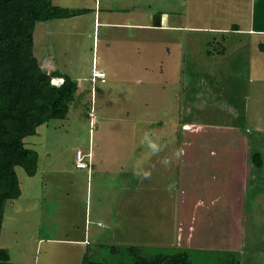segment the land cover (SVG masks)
<instances>
[{
  "label": "rangeland",
  "instance_id": "rangeland-1",
  "mask_svg": "<svg viewBox=\"0 0 264 264\" xmlns=\"http://www.w3.org/2000/svg\"><path fill=\"white\" fill-rule=\"evenodd\" d=\"M54 1L90 12L37 24L35 54L45 72L59 69L77 79L79 89L67 118L50 121L38 136L26 139L27 147L39 154L38 171L29 176L17 168L22 195L4 205L0 250L19 264H46L49 243L37 241L74 237L87 211L88 226L102 230L99 248L62 245L58 252L51 250L55 263L83 264L84 253L95 260L130 263L129 256L113 253L111 247L124 251L129 245L124 243L133 241L154 251H175L182 243L177 215L186 217L177 211L180 203L214 194L221 198L216 209H228L226 217L211 212L203 227L197 214L195 240L217 232L220 240L225 237L221 246L234 244L244 233L242 218L235 215L243 203L233 198L242 178L231 180L229 174V164L237 159L230 152L237 138L211 130L217 134V125L234 127L264 161V51L258 48L264 36L249 35L257 25L256 0H103L111 1L128 22L147 23L151 14L168 15L170 28L161 30L95 29L102 0ZM176 25L183 28H171ZM235 25L244 31H232ZM114 33L129 40L107 41ZM215 48H225L226 57ZM208 51L213 52L210 57ZM95 69L106 73L104 82L92 81ZM52 83L60 86L61 81ZM152 121L164 126H152ZM154 130L160 135L152 138ZM211 148L221 151L211 154ZM78 150L92 153L91 165L98 171L104 165L117 175L99 178L92 166L90 174L77 169ZM254 160L244 192L248 213L255 212L247 226L244 257L252 258L251 264H264V168H256ZM142 170L146 174L138 173ZM214 219L221 226L210 222ZM216 252L198 259L202 264L231 260Z\"/></svg>",
  "mask_w": 264,
  "mask_h": 264
},
{
  "label": "trees",
  "instance_id": "trees-1",
  "mask_svg": "<svg viewBox=\"0 0 264 264\" xmlns=\"http://www.w3.org/2000/svg\"><path fill=\"white\" fill-rule=\"evenodd\" d=\"M89 12L88 9L57 6L53 0H0V230L5 203L22 195L17 168H23L29 176H35L38 171L39 154L27 147L26 139L38 136L39 128L50 121L67 118L78 92L77 79L59 69L47 73L41 67L35 54L36 26ZM241 30L238 25L232 29L235 32ZM259 49L264 51V43ZM215 51L218 55L226 53L225 48H215ZM212 54L208 51V55ZM54 79H62L63 83L55 85ZM253 157L254 164L261 167L264 162L261 155L255 153ZM110 250L129 256L131 261L126 264H202L198 256L207 254L141 247ZM222 253L230 255L231 260H225L226 264L241 263L240 253ZM0 264L19 263L13 262L7 250L1 249ZM83 264L116 262L95 260L86 255Z\"/></svg>",
  "mask_w": 264,
  "mask_h": 264
},
{
  "label": "crops",
  "instance_id": "crops-1",
  "mask_svg": "<svg viewBox=\"0 0 264 264\" xmlns=\"http://www.w3.org/2000/svg\"><path fill=\"white\" fill-rule=\"evenodd\" d=\"M53 3L55 5H57L55 3V1L53 0ZM257 3V12L255 14V22L256 24L259 26L260 22L262 23L261 25H264V20L262 22L261 20H258V16H262V18L264 17V0H256ZM262 3V4H261ZM70 4V3H69ZM58 6V5H57ZM65 8H70V9H85L84 7H77V6H72L70 5H66ZM164 13H158V14H154V16L151 14L152 18H150V22H141V20H138L136 22H128L124 19L123 16L121 15H117V11L115 9H113V6L111 4V1H100V5H99V16L97 15V13L95 14V29L97 27L100 28H108V29H127V30H134V29H138V30H144V29H155V30H161V29H166V28H170V24H169V17L168 15H163ZM84 16V15H82ZM79 17V16H78ZM77 18V17H74ZM65 20H72L71 19H65ZM257 25L255 27H253V29H255L254 31L249 32L252 33L250 35V39H252L253 37H259V36H264V29H260L257 27ZM171 28H176V29H182V26H177L176 27H171ZM244 31V30H241ZM248 32V31H247ZM252 36V37H251ZM112 38H107V41L110 40H114L116 39L117 41H121V38L124 39L126 38L124 41H128L129 38H127V36H120V37H116L115 33L111 34ZM101 36L99 35V40H100ZM263 43L259 42L258 44V48L259 45ZM211 55H209L210 57ZM223 57H226V53L224 55H220ZM219 56H213V58L215 59V61L217 62V58ZM54 71V70H53ZM103 71V70H102ZM104 72V71H103ZM106 74V73H105ZM106 78V76H105ZM104 80H101V82H104ZM56 80V79H55ZM58 80H62V79H58ZM78 81V80H77ZM93 81V80H92ZM78 89H79V83H78ZM95 119V118H94ZM153 125L152 126H161L163 127V123H156V121H152L151 122ZM175 124V123H174ZM189 126V124H187ZM175 126V125H174ZM154 127V128H155ZM185 124L182 123V128L184 129ZM218 130V133H214L213 130H211V134L213 135H223V136H227L230 135L231 138H234L236 136V140L237 143L234 144L231 148L232 150H230V152L233 154H237V159L231 161V163L229 164L230 168H233L231 172H229L231 180H236V178L240 177L242 178V183H241V187L238 189V192H234L233 194L235 195V197L233 198H237L238 201H240L241 203H243V207L239 206L236 209L235 215L239 216L242 218V222H243V227L242 229L244 230V233L242 235V237H238L237 241L234 242V244H225L223 246L222 243H219V241H224L225 237H223V240L219 239V235H216L217 232H215V236L210 232L209 235L207 236L204 233L202 234L203 236H201L195 240V232H194V228L196 227V223H195V219H197V214L201 215V219L202 222L200 225H203V227H207L206 223H205V218L206 216H210V213L213 212L215 214H218V216L223 215L224 217H226L225 215L228 212V209L226 208H221L220 210L216 209V202L219 201L221 198H219V196L216 197V195H212L209 198H205V196H199L197 197L196 200H194L193 203L190 202H186V199H183V203H180V205L178 206V213H180L181 211L185 213L184 217L182 215V217H180L179 215H181L182 213L177 215L178 218V227L181 233H179V237L178 241H181V245H176V249L177 250H188L190 252H203V253H209V252H216V251H220L221 252H237L240 253L241 255V264H251V262L253 261L252 258H245L244 257V253H245V248L247 247V238L249 236L250 233V229L247 228V226L249 225V218L251 216H254L253 214H255V212H253V210L251 211V213H248V209L249 206H245V199L244 198V192L247 190V188H249V184L252 180V176H253V170H254V166L251 164V157L254 155V153H256V151L251 150L250 148V143L245 141L243 138H240V132L237 133V129H235L234 131V127L230 129L226 128H221V126L217 125L216 130ZM171 131V130H170ZM221 131V132H220ZM174 133H178V132H174ZM151 137L154 138V136H158L160 135V131L159 130H154L153 132L150 133ZM245 137H248V135L246 134ZM148 138V136L146 137ZM154 140V139H153ZM240 142V144L238 143ZM153 143H157L156 141H153ZM221 148H211V154H216L217 152H220ZM91 154V158H90V167L87 169H80V170H88V173L90 174L91 172V163H92V153L89 152ZM181 155L183 156V153H181ZM264 162L262 163L261 167H258L256 165V168H264ZM227 165L228 164H224ZM95 164L92 166L94 170H96V173H99V178L104 177L106 174L105 173H110V174H116L117 175V170L114 171H107L106 169H104V165H101V168H99V171L97 169H95ZM114 166V165H113ZM119 171L123 172L122 169L124 168L122 165H119ZM212 166V165H211ZM216 167V166H215ZM118 168V166H117ZM214 166L211 167V169H213ZM184 169V163L181 164V170ZM140 175H144L146 174V171H139L138 172ZM212 174V172H210ZM136 174V173H134ZM233 178V179H232ZM231 182V181H230ZM226 186V185H225ZM227 194H222V196H224V198L226 197ZM228 196V195H227ZM228 198V197H227ZM209 199V201H208ZM223 207V206H222ZM219 216V217H220ZM238 217V218H239ZM84 221H83V225L78 228H80L79 232L77 235H75L74 237H69L67 235V237L63 238L60 237L59 239H55V237L53 238H48V239H44L42 238L41 240L37 241V244L39 243H49L48 245V252L47 254V263L46 264H60V263H55L57 260L53 259L54 256V252L51 253L52 251L58 252L57 249H59V247H61L62 245H73V246H79L82 249H84V247H97L99 248V242L103 241V236L99 235V231L102 230H92L91 229V225H89V215L87 213V211L85 212L84 215ZM212 221L213 224H215V222L218 224L219 221L218 219H214V220H210V222ZM216 225V224H215ZM220 225V223H219ZM217 226V225H216ZM221 226V225H220ZM76 227V228H77ZM98 229V228H97ZM196 229V228H195ZM209 232V231H208ZM221 233H225L224 230L221 231ZM247 235V236H246ZM207 239L206 241H208V243H206L204 240ZM212 239V242H211ZM219 239V240H217ZM133 240V239H132ZM116 242V241H115ZM210 242V243H209ZM120 243V242H119ZM218 243V245H217ZM124 244H129L126 245L127 249L128 248H132V247H141V248H146L148 246H142V243H134L133 241H130V243L125 242ZM121 243V245H124ZM131 244H133L132 246H130ZM136 244V245H134ZM211 244V245H210ZM215 244V245H213ZM218 246V247H216ZM72 247V246H71ZM111 248H117L115 247H111ZM147 249H152V248H147ZM39 251H36V253ZM263 252V251H262ZM223 254V253H222ZM89 255L88 253H84L83 258ZM197 259V258H196ZM51 260V261H50ZM264 260V258H262V261ZM213 264H215V262L213 261Z\"/></svg>",
  "mask_w": 264,
  "mask_h": 264
},
{
  "label": "built area",
  "instance_id": "built-area-1",
  "mask_svg": "<svg viewBox=\"0 0 264 264\" xmlns=\"http://www.w3.org/2000/svg\"><path fill=\"white\" fill-rule=\"evenodd\" d=\"M106 74L105 72L101 70H93L92 78L93 81L96 79H101L104 80ZM91 118L94 119V115L90 114ZM90 158L91 154L90 153H84L81 150H78L75 155V167L77 169H87L90 167Z\"/></svg>",
  "mask_w": 264,
  "mask_h": 264
},
{
  "label": "bare ground",
  "instance_id": "bare-ground-1",
  "mask_svg": "<svg viewBox=\"0 0 264 264\" xmlns=\"http://www.w3.org/2000/svg\"><path fill=\"white\" fill-rule=\"evenodd\" d=\"M59 81H61V84L63 83V81H62V80H59ZM61 84H60V85H61Z\"/></svg>",
  "mask_w": 264,
  "mask_h": 264
},
{
  "label": "clouds",
  "instance_id": "clouds-1",
  "mask_svg": "<svg viewBox=\"0 0 264 264\" xmlns=\"http://www.w3.org/2000/svg\"><path fill=\"white\" fill-rule=\"evenodd\" d=\"M55 80V79H54ZM63 81V80H62Z\"/></svg>",
  "mask_w": 264,
  "mask_h": 264
}]
</instances>
